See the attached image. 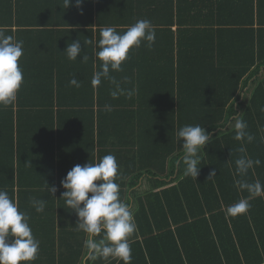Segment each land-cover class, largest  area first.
I'll return each mask as SVG.
<instances>
[{"label":"trees","instance_id":"1","mask_svg":"<svg viewBox=\"0 0 264 264\" xmlns=\"http://www.w3.org/2000/svg\"><path fill=\"white\" fill-rule=\"evenodd\" d=\"M141 19L155 28L152 48H131L122 70L93 86L100 28L123 33ZM0 29L23 41L24 77L16 101L0 105V189L29 215L37 258L82 264L86 234L74 228L60 181L112 154L137 226L131 264H264V195L245 214H225L248 196L235 184L237 159H259L245 179L264 184V0H84L80 8L75 0L67 8L64 0H0ZM77 39L87 61L64 53ZM237 118L251 142L234 139ZM196 124L212 138L195 179L176 165V134ZM33 197L47 202L44 212Z\"/></svg>","mask_w":264,"mask_h":264},{"label":"clouds","instance_id":"2","mask_svg":"<svg viewBox=\"0 0 264 264\" xmlns=\"http://www.w3.org/2000/svg\"><path fill=\"white\" fill-rule=\"evenodd\" d=\"M84 0H75V6L80 8ZM72 0H64L65 8L69 7ZM98 51L95 56L100 61L99 70L92 77V85H99L102 79H110V71H121L122 63L128 58L129 50L139 47L142 41L147 42V47L152 48L156 40V32L152 23L147 19L137 20L120 33L116 26L100 28ZM92 40L85 41L91 44ZM64 53L70 61H76L82 56V61H87V55H81L82 47L79 39L67 45ZM23 55V41L15 40L13 36L6 35L0 29V105L9 106L17 99V93L23 83V72L19 60ZM69 83L79 87V82L72 78ZM117 92H112L113 97ZM129 95H132L130 92ZM264 111V108L261 109ZM247 124L237 118L235 122L236 140L253 137L246 132ZM181 143L183 155L176 161L177 167L184 165L183 175L196 179L201 163L200 151L209 143L212 135L199 124L185 125L177 132ZM239 151L244 152L243 148ZM236 175L240 177L235 184L240 191H247L248 196L240 199L226 208V217H236L247 213L251 205L249 201L264 195V184L259 180L248 182L245 177L250 169L259 166V159L253 160L240 157L235 161ZM118 175V164L112 154L103 156L97 162L77 164L71 168L60 181V186L65 189L61 193L67 209L74 212L77 219L75 230L86 234L84 246L86 253L82 264L95 261L97 258L107 260L109 257L122 260L124 264H131V247L128 237L136 231L131 206L120 198L119 184L115 178ZM216 176L213 169L207 180ZM99 182V183H97ZM46 190L55 197L57 187L48 185ZM91 194V195H89ZM30 205L37 213L45 210L47 202L36 198L29 199ZM39 241L34 237L29 225V215L20 211L17 203L10 198L7 191L0 189V264H27L37 258Z\"/></svg>","mask_w":264,"mask_h":264},{"label":"crops","instance_id":"3","mask_svg":"<svg viewBox=\"0 0 264 264\" xmlns=\"http://www.w3.org/2000/svg\"><path fill=\"white\" fill-rule=\"evenodd\" d=\"M148 186H149V183L146 180H144L142 182V185L140 186V190L142 189V191H143L144 189H148ZM51 230H52V228H51ZM52 233H53V231H52ZM135 237H136V231L128 237V243L134 241ZM40 249L43 250L44 248L40 247ZM46 251H49V248H47ZM115 259L116 258H112V257H109L107 260L102 259V258H97L95 261H89V262L87 261V264H112ZM29 263H33V264H52V261H49L48 259L43 258V257H38L34 261L27 262V264H29Z\"/></svg>","mask_w":264,"mask_h":264}]
</instances>
